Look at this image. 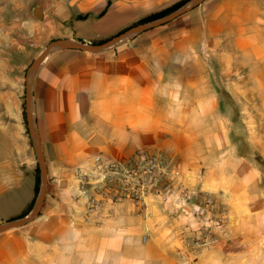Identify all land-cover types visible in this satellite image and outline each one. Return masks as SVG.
Masks as SVG:
<instances>
[{"label": "crops", "instance_id": "0c3cea01", "mask_svg": "<svg viewBox=\"0 0 264 264\" xmlns=\"http://www.w3.org/2000/svg\"><path fill=\"white\" fill-rule=\"evenodd\" d=\"M178 1L0 0V222L21 216L34 196L38 161L23 119L34 58L55 40H107ZM225 80L260 88L243 90L256 100L246 138L226 127L232 96L210 85ZM30 110L46 193L38 216L0 232V264H256L262 251L252 246L264 241V0H203L99 51L51 50L32 71ZM150 146L171 158L170 184L198 195L181 210L148 196L143 208L126 200L87 213L77 185L80 174L93 179L94 157ZM204 194L228 215L216 242L196 246L204 226L190 215Z\"/></svg>", "mask_w": 264, "mask_h": 264}, {"label": "built area", "instance_id": "2783aa9c", "mask_svg": "<svg viewBox=\"0 0 264 264\" xmlns=\"http://www.w3.org/2000/svg\"><path fill=\"white\" fill-rule=\"evenodd\" d=\"M175 170L167 152L157 146L137 148L131 155L121 159H107L101 155L94 157L93 179L80 174L77 192L86 197V212L93 213L103 204L133 202L138 208L146 205L148 196L160 201H170L171 205L181 210L184 205L198 194L185 184H170ZM211 196L204 194L202 202L193 208L192 215L203 225L213 223L221 228L225 222L226 210L221 207L214 212ZM204 226L203 232L191 240L196 246H206L217 241ZM184 264H190L186 261Z\"/></svg>", "mask_w": 264, "mask_h": 264}, {"label": "water", "instance_id": "95a60500", "mask_svg": "<svg viewBox=\"0 0 264 264\" xmlns=\"http://www.w3.org/2000/svg\"><path fill=\"white\" fill-rule=\"evenodd\" d=\"M202 1L203 0H188L183 5L167 13L166 15L130 26L129 28L108 38L107 40L101 43L72 42V41L65 40V39L51 41L34 58L32 63L28 66L26 70V75H25L24 109H25L28 133L31 138L33 148L37 155V161H38V166H39V190H38V194H37L33 207L27 213L17 218H14L12 220H8L5 222H0V232L13 228V227L21 226L25 224L26 222H28L29 220L33 219L34 217L38 216L39 211L44 202V197L46 193L47 169H46V162L44 159V155L42 152V147H41L38 135H37L34 120L32 118V114L30 110V78H31L32 71L38 66V64L46 56V54L49 51L57 49V48H75V49L92 51V52L108 48L109 46L120 41L121 39L132 36L147 28L157 26L171 19H174L175 17L182 14L183 12L188 11L192 9L194 6L200 4ZM34 10L38 11L37 8H35ZM33 16L36 18L39 17L38 14H34V13H33Z\"/></svg>", "mask_w": 264, "mask_h": 264}, {"label": "rangeland", "instance_id": "374dc122", "mask_svg": "<svg viewBox=\"0 0 264 264\" xmlns=\"http://www.w3.org/2000/svg\"><path fill=\"white\" fill-rule=\"evenodd\" d=\"M208 52L210 53V50ZM209 58L210 57H207L206 61L210 62ZM210 85L211 86L213 85V87L215 89H220V91H224V95H226V96L228 94H230L233 98L234 104L233 103L232 104H233V106H235L236 110L234 113L226 116V118H225L226 119V121H225L226 127L235 128L236 132L239 134L240 137H245V138L248 137L249 136L248 131L250 130L251 127L255 126L254 122L257 120V116H255V114H254L255 110L254 109L250 110V107L252 105H254L256 100L255 99L249 100L248 98L244 97L245 93H243L244 92L243 90L248 91L250 88L253 89V87H256V89L259 90L260 89L259 86L257 84H250V83L243 84V83H238V82H229L227 80H225V82H220L218 84L213 83ZM23 92H25L24 82H23ZM258 117H259L258 122H261L264 120L263 115H261L260 113H258ZM211 198H212V196H211ZM212 201H213V198H212ZM168 202L171 204L170 201H168ZM213 207L215 209L214 210L215 213L217 211H219V209L221 207H224L226 210L225 222H224V225L221 227L223 229L225 224H226L228 210L224 204H218L217 205L214 203V201H213ZM190 216L194 219L196 218L192 214ZM196 219H198V218H196ZM203 226H205V225H203ZM18 227H20V226H18ZM205 227L214 236H215L214 231L216 229H221V228H217L213 223L207 224V226H205ZM262 229H264V226L261 228V230ZM252 250L262 251L261 255L259 256L258 259H256L255 262H256V264H264V241L257 243L254 248L252 246Z\"/></svg>", "mask_w": 264, "mask_h": 264}, {"label": "trees", "instance_id": "16d2710c", "mask_svg": "<svg viewBox=\"0 0 264 264\" xmlns=\"http://www.w3.org/2000/svg\"><path fill=\"white\" fill-rule=\"evenodd\" d=\"M186 1H188V0H179L178 2H176L175 4H173L172 6H170L168 8H165V9L159 11V12L153 13V14H151L149 16H146V17L140 19L135 24H139V23H142V22H145V21H149V20L161 17L163 15H166L167 13H169V12L177 9L181 5H183ZM103 41H105V40L95 41L94 43H101ZM23 119H24V124H25V127H26V132L28 133L27 123H26V116H25V109H24V102H23ZM38 190H39V166L37 164L36 165V181H35V186H34V196H33L32 200H31V202L29 203L27 209L23 212V214L27 213L33 207V205L35 203V200H36V197H37V194H38Z\"/></svg>", "mask_w": 264, "mask_h": 264}]
</instances>
